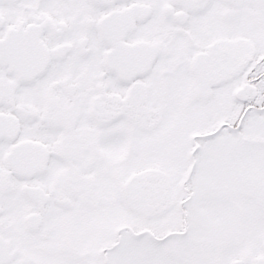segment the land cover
Segmentation results:
<instances>
[{
	"label": "snow or ice",
	"instance_id": "6c2138e0",
	"mask_svg": "<svg viewBox=\"0 0 264 264\" xmlns=\"http://www.w3.org/2000/svg\"><path fill=\"white\" fill-rule=\"evenodd\" d=\"M0 264H264V0H0Z\"/></svg>",
	"mask_w": 264,
	"mask_h": 264
}]
</instances>
